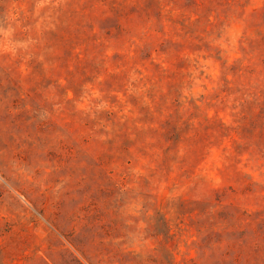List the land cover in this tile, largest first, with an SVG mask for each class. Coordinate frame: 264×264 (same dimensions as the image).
<instances>
[{"label":"rangeland","instance_id":"obj_1","mask_svg":"<svg viewBox=\"0 0 264 264\" xmlns=\"http://www.w3.org/2000/svg\"><path fill=\"white\" fill-rule=\"evenodd\" d=\"M0 264H264V0H0Z\"/></svg>","mask_w":264,"mask_h":264}]
</instances>
